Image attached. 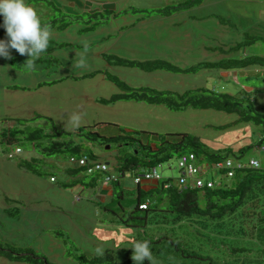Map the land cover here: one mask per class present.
<instances>
[{"label":"rangeland","instance_id":"374dc122","mask_svg":"<svg viewBox=\"0 0 264 264\" xmlns=\"http://www.w3.org/2000/svg\"><path fill=\"white\" fill-rule=\"evenodd\" d=\"M49 1L47 4L44 0H26L36 9L42 24L64 16L75 18L65 9L54 8L53 2ZM54 1L62 5L61 0ZM157 1L158 7L155 9L167 4L164 9L159 8L166 12L168 8L184 7L190 0ZM144 4L148 6L146 0ZM179 15L174 22L156 18L163 19L160 20L163 22L154 20L140 28L147 37V48L138 53L140 62L161 60L178 68L188 69L225 59L238 60L251 56L264 58V0H205L191 12L182 10ZM189 16L194 18L188 20ZM88 18L91 19L81 17L80 22L78 21L80 25L71 24L64 32L56 28L50 29L49 46L35 58L33 69L27 67L25 61L28 57L14 49H10L11 59L0 57V139L2 133L20 130L9 144H3L0 140V246L6 249H31L49 264H88V260L100 259L106 255H110L115 264H122L132 257L131 246L135 241L147 240L153 253L149 259L151 264L255 263L259 255L255 249L259 246H254L246 255H242L241 251L238 255L233 254L230 249L234 244L230 242L231 239L244 246H248L249 241L259 245L257 240L252 239L253 228L242 221L245 220L241 216L248 202L232 215L236 218L228 225L236 233H226L227 236L222 237L220 235L221 243H215L206 240L208 228L203 229L201 225L195 224V220H200L195 216L192 221L176 223L171 221L173 214L170 212L150 211L146 226L117 224L118 217L134 203L135 185L128 172L119 179L124 197L114 196L116 201L109 205L110 209L103 208L104 203H97L98 199L93 200V193L98 194L97 189L102 183L112 185L103 182L100 177L102 175L97 174V185L91 188L92 191L80 184L64 188L57 183H72L75 179L83 182L96 174L80 173L74 179L65 174L66 169L77 168L69 163V157H47L40 154L38 147L48 145L49 139L53 138L43 134L54 135L56 130L72 133L61 137V140L80 144L82 150L92 154L95 160L108 163V171L116 175L115 158L125 153L128 147L102 145L101 140L84 142L74 134L79 128L96 131L101 136L126 132L145 143H156L168 134L186 133L200 138L210 152L220 154H224L222 150L228 148L235 153L245 145H255L258 140L259 128L252 124L231 126L237 118L235 114L190 107L183 111H172L163 105H150L134 100L109 103L101 100L127 93L108 81L105 75L117 77L136 91L145 87L181 94L200 87L233 95L245 91L244 88L253 87L262 88L255 91L264 93V82L259 78L264 73L262 65L249 66L244 75H237L235 80H232L233 76L230 74L226 77L230 79L228 81L222 78L220 73L223 70L220 69H201L188 74H173L161 70L147 73L139 69L122 68L116 72L117 69L108 68L99 58L92 56V51H105V36L78 33L79 28L86 27L81 22H88ZM1 19L2 17L0 24ZM67 21L69 20L65 19ZM2 30L3 27H0V32ZM96 38L99 43L91 50L89 48L83 52L77 49V46H84L88 41L94 42ZM249 38H255L258 42L238 51H230L231 47ZM0 39H7L5 31ZM62 42L74 45L64 47ZM111 43L110 41L109 49ZM48 50H54L55 53L47 54ZM112 50L113 48L111 53H114ZM82 55L85 57V64L77 67V61ZM60 66L69 73H64ZM63 77L68 79L52 84V81ZM255 98V110L264 114L262 97ZM73 113L81 116L78 127H73L70 122ZM224 126L226 128H222ZM38 131H42L41 144L37 140H30V135ZM17 148H20L21 153H15ZM178 155L155 165L162 178H178ZM250 159H256L264 166V148L247 150L240 160L248 162ZM197 162L204 168L208 166L204 171V180L230 184V179L213 170L210 163L201 159ZM53 171L57 176L55 182H50L49 173ZM109 188L113 194L114 186ZM257 196L256 199L264 200L263 194L257 193ZM108 201L110 200L106 199ZM164 216L169 220L165 221ZM151 239L159 241L152 243ZM172 241L180 242L187 251L194 250L201 255H209L211 260L184 257L171 244ZM97 248L103 250L102 255L97 254ZM0 264L24 263H11L0 258Z\"/></svg>","mask_w":264,"mask_h":264},{"label":"trees","instance_id":"16d2710c","mask_svg":"<svg viewBox=\"0 0 264 264\" xmlns=\"http://www.w3.org/2000/svg\"><path fill=\"white\" fill-rule=\"evenodd\" d=\"M203 1L204 0H190L184 7H172L168 8L166 12L158 11L156 13L168 16L171 14L169 13L171 11L175 12L183 8L196 7L199 6ZM65 19L69 20L65 17H61L59 19L55 18L45 25L49 26L50 29L56 28L58 31L62 32L71 25V20L65 22ZM94 29L95 27L91 28V30ZM88 30L89 29H87V32ZM3 32L4 30L0 32V37ZM256 42H258L257 39L249 38L246 41L231 47L230 51H238L246 46L253 45ZM105 59L111 64H117L127 68H137L147 73L158 70L175 74L196 73L201 69H220L224 71H233L244 69L252 65H264V58L255 56L244 57L238 60L225 59L216 63H207L196 68L188 69H181L164 61L134 62L114 59L113 57L109 56H105ZM105 76L108 81L116 84L119 88L123 89V91H127V93L113 95L108 100H101L103 103L115 102L119 100H134L138 102H145L150 105H163L172 111H183L189 107L203 110L211 109L226 114H235L237 118L234 123L231 124V126H236L238 124H252L253 126L259 128V130H257L258 140L255 145H245L235 153L230 148L224 149L222 150L224 154L210 152L206 144L200 138L186 133L168 134L161 140H158L156 143H145L140 139H136L128 135L126 132L119 133L114 136H101L96 131H86L85 129L79 128L74 134L77 137L82 138L84 142L93 143L101 140L102 145H108L110 147L115 146L116 148L128 147L125 153L122 155L119 154L115 158L117 160L115 166L116 172L121 178L125 177L126 172L130 173L131 178H133L134 176H137V170L144 172L178 154L179 155L177 157L182 154L193 153L197 160L201 159L202 161L213 163L215 161L226 159L241 161V157L247 150L262 147L264 148V114L258 113L255 110L254 92L239 91L232 95L228 93L217 92L214 89L194 88L181 94H172L170 92L147 89L145 87L136 91L131 89L128 85L120 81L115 76ZM222 128H226V126ZM19 132L20 130H13L8 134L2 133V138L0 140L3 144H9L13 139H15L14 137H16ZM41 133L42 131L32 133L30 135V140L33 142L37 140L39 141V144H41ZM71 134L72 133L65 131L59 132L57 130L54 132V135L43 134V136H52L53 138L49 139L48 145H41L38 147V151L40 154H43L47 157L58 155L68 158L71 156L78 157L81 155H86L89 159L95 160L92 154L82 150L80 144H74L73 141H66L64 139L61 140V137L69 136ZM169 137H172V139H169ZM84 170L85 169L83 167L68 168L65 170V174H69V177L75 179L77 178L78 174L85 173ZM34 172H36V170H34ZM92 174L96 175L92 176L89 180H83V182H78L75 179L72 181V184H67L66 182L57 183L64 188L79 184L86 189L95 188L97 184L90 185V182L98 180V178H96L97 174L102 175L101 178L103 180L104 174L99 172ZM56 176L57 174L54 171L49 173V179H52V182H55ZM162 180V182L161 180L141 181L135 185V191L138 193L136 201L133 203L132 207L127 209L129 211L126 210L123 215L118 217L116 223L132 227L146 226L148 224V213L150 211H161L163 213L170 212L173 214L171 221L176 223H180L183 220L192 221L193 217L195 216L200 218L199 221L195 220V224L201 225L203 229L208 228L209 234L206 236V240L209 242L212 241L215 243H221L222 239H220V235L222 237V235L227 236V234L233 235L236 233L235 231L231 230V227L228 228V225H231L232 221L236 218L232 215L235 214L244 203L248 202L246 209L249 208V210L245 209L243 211V215L241 217L245 220L242 221L245 223V225H248L249 228H253L251 234L253 235L252 239L253 241L254 239L257 240L259 245L257 242L254 243L249 241L248 246H244L238 243V241L235 242L231 239L230 242L234 244L230 247V249L232 250L233 254L238 255L239 251H241L240 253H242V255H246L252 251L254 246H259L258 248L255 247V251L259 255L256 262L252 264H264V200L260 201L259 199L255 198L257 193L264 195V166L260 165L257 169L244 168L240 171H237L233 177L230 178V184L221 182L219 185H216L210 190L189 189L185 186L179 185L175 179ZM120 182V180H117L112 184L120 187ZM149 182H155L156 185L154 187L141 186L142 184ZM120 189L115 191L117 195L115 198L120 195V192L121 194L123 193V190ZM147 200H149V203L151 204L147 205L145 209L141 208V205L145 204ZM106 209H110L109 206L106 205ZM140 212L144 214L141 215ZM164 220L167 221L169 219L165 217ZM245 225H242V227L245 228ZM158 241V239L150 240L152 243ZM223 243L224 241L222 244ZM171 244L184 257L211 260L209 255H201L194 250H185L180 242L172 241ZM0 258H3L11 263L49 264L46 259H41L35 253V251L27 248L6 249L0 246ZM87 263L115 264L112 262V257L110 255H106L100 259L88 260ZM122 264H134V262L132 259H129ZM143 264H151V262L149 260H145L143 261Z\"/></svg>","mask_w":264,"mask_h":264},{"label":"crops","instance_id":"0c3cea01","mask_svg":"<svg viewBox=\"0 0 264 264\" xmlns=\"http://www.w3.org/2000/svg\"><path fill=\"white\" fill-rule=\"evenodd\" d=\"M30 1H35V0H30ZM44 1L47 4H49V2H50L49 0L48 1L44 0ZM51 1L53 2L54 8L65 9L69 15L75 16V18H68L69 20H72V19L75 20V21L74 20L71 21V24H73V25H76V26L80 25L79 22H80L81 17H91V19L88 18L89 19L88 22H85V21L81 22V24L83 23V25H85L86 27L79 28L78 33L79 34H88V35L93 34V35L98 36V37L99 36L100 37L105 36L104 37V40L106 43L105 51L100 52V53H96L95 51H92L94 53V54H92V56L95 58H99L100 62H102V64L106 65L108 68L117 69L116 72H119L118 69H120V68H122V70L123 69H137V68H127V67H124V66L122 67V66L117 65V64H111L108 61H106L105 56L113 57L114 59L140 62L141 58L139 57L140 54H138V53H139V51L142 52L144 49L147 48V45H146L147 37L145 36V32H141L140 28L142 29L143 26H147L148 24L153 23L154 20L155 21L157 20L159 22H163V21H160L163 19H156V18H164L170 22H174V20L178 16H180L179 14L182 13V10H186L187 12H191L194 8V7H191L189 9L184 8V9L172 12L168 16H165V15H162V14H159L156 12L160 11V9H164L165 7H167V4H165L164 6H159L160 9L159 8L155 9V7H158L157 6V4H158L157 0H146L148 2V4H147L148 6H146V4H144V0H140L141 2L139 0H61L62 5H59L54 0H51ZM199 6H201V4ZM153 11H156V12H153ZM148 12L151 14H148ZM152 16H154L155 19H153ZM193 18L194 17L189 16L188 20H192ZM70 26H72V25H70ZM92 27H95V29L91 30ZM67 29H65V30H67ZM87 29H89L88 32H87ZM64 31H62V32H64ZM101 33H103V35H101ZM80 36H82V35H80ZM110 41L112 43H111V48L109 49V42ZM119 41L121 43H119ZM96 43L97 44L99 43L98 38H96L94 40V42H92V41L85 42L84 46L87 45V49L90 48V50H91L95 46ZM107 43H108V45H107ZM62 44L64 45V47H70V46L74 45V43H70V42H62ZM84 46L79 45V46H77V49L85 52ZM112 48H113L112 51H114V53H111V51H110ZM206 50H209V49L206 48ZM54 53H55L54 50H48L47 51V54H50V55H53ZM73 57H75V56H73ZM135 58H136V60H134ZM53 59H56V58H53ZM150 61H156V60H150ZM157 61H161V60H157ZM49 62H50V60L48 61V63ZM252 66L255 67L256 65H252ZM262 66L264 68V65H262ZM59 68H61L62 71L66 70L62 66H60ZM247 68L240 69V70H233V71H224L223 70V72H221L220 74H221L222 78H224L227 81L230 79H227L226 77L229 76L230 74H232V76H233L232 80H235V77L237 75H242V74L244 75ZM217 70H219V69H217ZM237 71H238V74H237ZM263 71H264V69H263ZM64 73L67 74L69 72L65 71ZM97 73L99 74L100 72H97ZM173 74H175V73H173ZM76 77H78V76H76ZM69 78H72L73 80L76 79L75 77H69ZM259 78L264 82V73L262 75H260ZM64 79L66 80V79H68V77L58 78V79L52 81V84H56L57 82L60 83V81H62ZM198 88H200V87H198ZM256 89L260 90L262 88H253V87L244 88V90L246 92H254L255 93L254 94V106L257 103V99L255 97L258 98V96L262 97L261 100L263 101V104H264V93L256 92L255 91ZM99 100H101V99H99ZM67 175H69V174H67ZM103 182H104V180H103ZM66 183L72 184V183H68V182H66ZM121 183H119V186H121ZM92 184L95 185L96 181L90 182V185H92ZM155 185H156L155 182H149V183H144L141 186L154 187ZM110 186H114L113 194L111 192L112 189L109 188ZM120 188L121 187H117L114 184L111 185V184L102 183L100 188L97 189V190H99L98 194L93 193V200L98 199L97 203H100V201L103 202L104 203L103 208L106 209V205L109 206L110 204H112L115 201V198L113 199L114 196H117L115 191H116V189L119 190ZM120 190H122V188ZM91 191H92V189H91ZM133 192H134V196H135L134 197V202H135L138 193H136V191H133ZM119 196L124 197V193L121 194V192H120V195H118V197ZM106 199H109L110 201L106 202ZM146 202H148L147 203L148 205L151 204V203H149L150 202L149 200H147ZM129 259H131V258H128L127 260H129Z\"/></svg>","mask_w":264,"mask_h":264},{"label":"clouds","instance_id":"9594fccd","mask_svg":"<svg viewBox=\"0 0 264 264\" xmlns=\"http://www.w3.org/2000/svg\"><path fill=\"white\" fill-rule=\"evenodd\" d=\"M0 17L7 39H0V57L11 59L10 49H14L21 55L28 58L25 61L29 69L35 66V58L44 53L50 40L49 26L42 24L36 9L26 0H0ZM85 52L87 45L84 46ZM85 64V57L82 55L77 61V67ZM81 116L73 113L70 122L73 127H78ZM257 166L259 163L254 161ZM134 264H143V261L152 258L153 253L147 240L135 241L131 246ZM97 254L102 255L101 248L96 249Z\"/></svg>","mask_w":264,"mask_h":264},{"label":"built area","instance_id":"2783aa9c","mask_svg":"<svg viewBox=\"0 0 264 264\" xmlns=\"http://www.w3.org/2000/svg\"><path fill=\"white\" fill-rule=\"evenodd\" d=\"M183 155V154H182ZM181 156V155H180ZM178 172L179 176L176 178V181H179V183L182 186H185L189 189H195V190H210L213 189L216 185H219L221 182H216L214 180H209L205 178V170L208 168H202V170L196 168L194 166V156L192 154L190 155H184L178 160ZM256 159H250L248 162H242L238 160H232V159H226V160H220L213 162L212 169L216 172L223 173L226 178H232L235 172L240 171L244 168H252L257 169L259 166L254 163ZM257 162V161H256ZM80 166H87L88 159L87 157H83V159L80 161ZM91 167L88 168V171H101L102 173L106 174L108 172V167H105L106 165L101 163H90ZM150 169H153L150 172H140L136 171L138 174L137 176H134L133 182L135 184L140 183L141 181H157L161 180L162 177L155 171V167H152ZM135 174V172H134ZM121 178V177H120ZM120 178L116 177V174H108L106 175L105 179L107 182L114 181L116 182ZM164 180H174L173 178H163ZM148 204L141 205V208H146Z\"/></svg>","mask_w":264,"mask_h":264},{"label":"bare ground","instance_id":"6f19581e","mask_svg":"<svg viewBox=\"0 0 264 264\" xmlns=\"http://www.w3.org/2000/svg\"><path fill=\"white\" fill-rule=\"evenodd\" d=\"M15 153H21V150L19 149V148H17L16 150H15ZM190 154H192L193 156H194V166L196 167V168H198V169H200V170H202V164H200L199 162H197L198 160L196 159V156L193 154V153H188V154H183V155H181V156H179V157H177V159L178 160H180V158L182 157V156H184V155H190ZM83 157H87V159H88V165L87 166H80L81 164H80V161L83 159ZM258 163H259V161L258 160H256ZM92 162H95V163H100L99 161H97V160H91V159H89L88 158V156H86V155H81V156H78V157H75V156H71V157H69V163L70 164H74V165H76V167H83L85 170V173L86 174H92V173H95V172H99V173H102L101 171H97V170H93V171H88V168L89 167H91V165H90V163H92ZM179 162V161H178ZM101 164H104V165H106L105 167H108V163H102L101 162ZM210 164H212V163H210ZM260 164V163H259ZM153 169H148V170H146V172H150V171H152ZM155 171H156V168L154 169ZM102 174H104V173H102ZM108 174H111L109 171L106 173V174H104V179H105V177H106V175H108ZM112 175V174H111ZM116 177L117 178H120V175H116ZM103 179V180H104ZM163 179V178H162ZM161 179V180H162ZM53 180L52 179H50V182H52ZM157 181H159V180H157ZM176 181V180H175ZM104 182H107L106 180H104ZM132 182H133V180H132ZM107 183H114V181H110V182H107ZM177 183L179 184V185H181L180 183H179V181H177ZM133 184L134 185H137V184H135L134 182H133ZM146 204V203H145Z\"/></svg>","mask_w":264,"mask_h":264},{"label":"water","instance_id":"95a60500","mask_svg":"<svg viewBox=\"0 0 264 264\" xmlns=\"http://www.w3.org/2000/svg\"><path fill=\"white\" fill-rule=\"evenodd\" d=\"M107 149H109V148L107 147Z\"/></svg>","mask_w":264,"mask_h":264}]
</instances>
